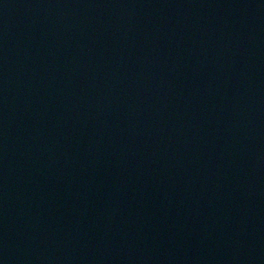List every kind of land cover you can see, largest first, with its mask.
<instances>
[{"label":"water","instance_id":"obj_1","mask_svg":"<svg viewBox=\"0 0 264 264\" xmlns=\"http://www.w3.org/2000/svg\"><path fill=\"white\" fill-rule=\"evenodd\" d=\"M0 264H264V0H0Z\"/></svg>","mask_w":264,"mask_h":264}]
</instances>
